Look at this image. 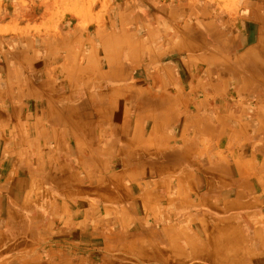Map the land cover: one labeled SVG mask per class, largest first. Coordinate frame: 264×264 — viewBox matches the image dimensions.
Instances as JSON below:
<instances>
[{
    "label": "rangeland",
    "instance_id": "obj_1",
    "mask_svg": "<svg viewBox=\"0 0 264 264\" xmlns=\"http://www.w3.org/2000/svg\"><path fill=\"white\" fill-rule=\"evenodd\" d=\"M239 1L240 0H0V43L7 39H23L24 37H29L37 44V50L41 56L48 55V65L43 60H39L32 66L30 71L24 72L21 83L23 95L21 96L20 104H13L11 100L3 101V104H0V110L5 114V121L1 123L0 131L2 132V130L6 128L5 132H0V137L3 138L0 143V158L4 155V159L0 161V172L1 175H3V178H0V199H3L0 206L2 207L3 204L5 209V211L0 210V228L3 229L6 234L11 231H24L25 235L30 234L33 236L35 233H40L42 230L47 229L54 218L58 217L52 218L50 222L51 219L49 218L52 215L51 212L44 210L45 203H48V207H50L52 203L62 202L63 199L68 200L70 202L67 201L69 205L74 203H72V198L70 197L67 199L59 196L58 188L60 182L58 180L34 173L32 167L29 166L31 164L29 162V164H27V157L24 158L23 162L18 164H15L12 160L10 155H15V158L18 153H21L22 156L27 154L30 155V149H32L34 153V157L32 158H35L38 154L36 148H30L29 144L25 146L23 142H21L25 141L22 140V132H20L22 126L27 130L26 137L31 134L33 136H39L41 134H48V136H50L53 132V128H56L55 125L59 123L58 118H62L63 121L66 119V123H63V125L67 126L68 129L65 128L64 130L59 127L56 131V135L59 136L61 132H64V134L69 135L66 141L73 149L78 150L76 147V140H78V145H83V149L88 151L85 146L88 145L86 136L89 135H86L87 132L82 124L93 123L98 119L97 110L100 100L106 103V107H108L110 103L114 105L118 103L120 106L125 107L127 97L124 95L127 93V90L120 86H128L130 85L129 82L132 84L138 83L133 87L135 90L137 89L136 86L144 85L142 84L143 82H150L146 74L149 67V60L141 51H145L146 45L153 44L157 39L160 40L164 38V40H167L168 37L171 36L176 40V45L184 48L185 54L182 56L177 54L176 60L178 65L175 64L176 75L177 72L179 74L181 73L182 80L183 76H190L187 74V68H189L192 63L189 57L191 53H197L196 59L201 58L199 56L201 54H212V56H214L208 58V60L228 62L227 58L230 57L232 53H235V48L244 41L248 44L252 56H263L264 12L260 9L257 11L252 10V6L250 7L247 4L248 0H242L240 2L241 4L238 3ZM256 3L262 5L258 3V1H256ZM191 5H196L199 10H206L207 15L210 16L208 18L215 19L214 17H217L221 19L222 28L228 27L233 30L237 27L236 22L238 14H240L241 11H247V15L243 20L244 24L239 28L240 40L237 38L228 43L224 38L212 37L207 28H203L204 31L200 26L194 29L188 28L189 23H195V25L201 23V19L191 15L189 16L188 13H185L184 9H189ZM73 8H78V10ZM15 16L23 18L20 24H17ZM63 22L70 23V25L66 26V32H68L70 36L73 32L79 31L77 38L78 40L80 39V43L76 46L75 41L70 39L71 43H68L66 48L62 49L63 51L59 49H49L50 46L53 45L52 41L57 37L56 34L51 32L52 28ZM185 25H187V27ZM162 34H164V36H160ZM45 45H48V48H46ZM105 46L107 47L105 48ZM131 49L139 50L137 62L131 67V62L128 58H123L122 62L125 63L124 66L126 69L117 75L111 72L112 68L110 67V60L108 58H110L112 50H115L119 54L120 50L126 53ZM78 52L80 53L78 57H76ZM65 55H68L67 60L66 57H64ZM106 57L108 60L105 59ZM93 60L100 64V73L97 74L96 71L91 68L89 72L81 74L83 69L87 67L86 63L88 62L87 64L91 63L92 65ZM204 61L205 58L198 60L200 63ZM14 63L19 68L21 61L16 57ZM79 65L83 67L81 68ZM127 65H129V68L131 67V70H129V78L126 72ZM21 66L24 65L21 64ZM17 67L14 68L18 69ZM53 71H56L54 75ZM231 75L233 74L231 73ZM229 76V73L225 74L216 71L205 76L207 90L211 94L208 98L209 102L212 103L214 100L218 99L214 104L215 110H221L217 107V104L219 105V102L224 101V97L223 94L216 92L210 88V86L216 87L220 82H230ZM238 81L239 85L250 94L253 95L256 93L258 97L261 96V98L257 97L253 106L255 109H262L261 115H254L252 124L248 126L246 130L243 131L238 127L227 124H221L222 126L220 127L217 122L218 120L212 121L211 127L209 128L205 125L204 119L199 118H196V120L192 122H188L183 118L178 123L170 122L166 124L165 128L166 132L170 135H174L178 132L186 133L187 136L196 139V143H198L200 149L207 145H212L215 151H218L216 149H221L230 151L234 154L236 153L228 158L232 165L236 167V165L246 162L254 169L252 173L255 174V177L252 178L251 182L256 184V189L254 190L257 197H260V202L257 206V214L260 222L259 225L263 227L256 238L252 232L254 245L247 243L248 248L246 247L244 251H250L252 249L254 252H244L248 253L246 254L247 260L245 263L244 260L240 263L264 264V144H258L262 142L261 138H248L250 135L255 137L256 135L260 136L264 133V79L242 74ZM184 84L188 86L190 84V79ZM199 84H196L195 88L196 86L200 88ZM203 86L204 83L202 84V87ZM89 95L92 96L89 97ZM229 102L231 103L234 101L230 100ZM50 107H55L54 109L58 110L62 116L54 115ZM102 110L104 113L107 112V109H105L103 105ZM136 110L137 108L133 114L129 115V113H127L126 115V118L131 122L135 119ZM183 111L185 112L186 109H183ZM147 112H150L151 121H154V117L156 116L155 110L148 108ZM221 115L225 114L221 113ZM19 121H21V126H18ZM78 124L82 126L78 127ZM15 126H17L16 129L14 128ZM44 129H46V131H44ZM29 132L30 135L28 134ZM13 134L17 136V144L6 142L9 141L7 139L12 138ZM208 149H211V147H208ZM42 150H45L44 146ZM25 151H27L26 154ZM239 151L241 152L239 153ZM181 157V163H177L181 165V170H187V154L182 152ZM117 159L119 163L115 159L114 164L112 161L109 162V164H112V168H115L114 170H121L123 168V163L120 158ZM51 163H56V159L53 158V162ZM96 164L102 166L104 163L97 161ZM195 164L196 163L193 162L192 166L196 167ZM130 166L136 167L139 166V163H134ZM149 166L151 167L150 170L154 172H157V170L158 172H162L160 169L166 168L173 170L171 169L173 168L172 161H165L162 164L154 161L153 163H149ZM80 167H75V170ZM197 172L199 173L198 175L202 177L200 181L201 184L198 183L197 185L199 190H206L207 184H209L208 187L212 190L211 193H213L214 198L216 195L221 194V196L225 198L231 195V197L237 199V194L235 192L236 185L232 187L229 185L225 188L226 181L217 178L214 173ZM153 179L148 180L153 181ZM198 180L199 179H196V182H198ZM246 180L247 178H245V181ZM87 182L88 180H85V183ZM110 182L112 185H107L108 188H114L113 186L115 185L113 181L110 180ZM247 182L249 183L250 181L248 180L245 183ZM18 186L21 188L22 195L17 203L14 204V197H11L9 194L16 192ZM238 188L239 190L242 189L239 186ZM90 195L92 197L90 206L86 205L83 209L87 210L86 212L90 215L93 213H101L103 217L109 214L113 216H122L126 213L125 211H128L130 214L132 212V209H130L131 207H124L123 205L119 206V210L113 209L112 206L109 205V197L106 194L99 192L94 194L90 193ZM201 195L202 194L198 195V197ZM194 196L197 195H193V197ZM86 200L87 199H85L84 203H87ZM31 206H33L34 209H40V212L38 213L34 210L25 209ZM178 207L179 205L168 211L166 208H163L162 205L157 206L165 219L169 218V216L173 217L176 220V226L178 228L182 227L179 230L180 236L177 238L179 239V243L176 244V246L171 245V240L166 238L165 243L161 244V248L165 250L164 254L166 259L170 262L177 263L175 259H178L179 255L174 258L172 254V251L176 250L182 257H186V260L182 264H212V262L204 261L200 256L192 252V246L198 245L199 241H201L202 244H206L208 236L203 235L201 240L193 238L190 235L191 228L190 226H186V222L184 223L185 220L179 222L180 218H184L182 215L186 213L182 212ZM142 208L146 209L145 207ZM73 213H75V211H73ZM33 215L36 216L31 218ZM45 217L46 219H44ZM15 219L19 220L15 221ZM146 219L152 221L153 218L152 216H148ZM246 222L249 226H252V222L249 221V219L247 220L246 218ZM25 228H28V231H25ZM160 228L159 230L162 237L167 235L166 230H174L172 227H167L166 230H164L162 226ZM33 229L36 231L35 233H32ZM246 230L245 228V234L248 233ZM51 233L50 231L48 234ZM32 236L31 240L33 245L30 246H36ZM42 236L43 235L40 234V238ZM23 241L24 239L22 240L24 246L25 244ZM210 249L212 254H218V244H213ZM204 251L206 250L204 249ZM36 252L50 253V248L47 243H43L41 247H37ZM233 260H235V258ZM229 263L232 264L231 259Z\"/></svg>",
    "mask_w": 264,
    "mask_h": 264
},
{
    "label": "bare ground",
    "instance_id": "obj_2",
    "mask_svg": "<svg viewBox=\"0 0 264 264\" xmlns=\"http://www.w3.org/2000/svg\"><path fill=\"white\" fill-rule=\"evenodd\" d=\"M241 1L242 0L238 3ZM256 1L262 5H258ZM247 4L250 7L252 6V10L257 11L260 9L264 12V0H248ZM73 9L78 10V8ZM184 11L188 13L189 16L191 15L201 19L200 24L197 23V25H195V23H189L188 28L194 29L200 26L203 31V28H207L212 37L224 38L228 43H230L231 40L239 38V28L243 26V20L247 15V11H241L240 14H238L236 22L237 27L233 30L228 27L222 28L221 19L217 17H214L215 19L208 18L210 16L207 15V11L199 10L196 5H191L189 9H184ZM16 20L17 24H20L23 18L18 16ZM67 25H70V23L63 22L54 26L51 30V32L57 35L52 41V44L59 50H62L65 44L71 43L70 39L75 41L76 46L80 43V39L78 40L77 38L79 31L73 32L70 36V34L66 32ZM185 26L187 27V25ZM18 40L20 42H18ZM238 40H240V38ZM28 42L35 44L33 39L29 37L10 40L9 44L14 48L17 43L28 44ZM106 47L107 46H105V48ZM235 50L236 52L232 53L230 57L227 58L228 62L208 59H205L203 63L196 62V78H198L199 75L204 77L208 76L215 71L230 74V82H220L216 87L210 86V88L226 97L224 101L219 102V105L217 104V107L221 109V111L214 109V104L218 99L214 100L212 103L203 102L196 106L195 110H200L202 114L201 117L207 116L204 123L209 128L212 121L218 120V123L222 122L227 125H233L244 131L252 124L254 115L259 113V109L253 108L254 101L257 100V97H254L244 90V88L239 85L238 79H240L242 74L264 79V55H260L259 57L252 56L248 44L244 41L238 44ZM105 59L108 60L109 58L107 59L106 57ZM231 73L233 75H231ZM167 94L169 100H175L176 93L173 89ZM208 94L211 95L210 93ZM90 96L92 95H89V97ZM230 100L234 101L235 104L229 106ZM220 112L227 114L233 113L234 117H224ZM126 129L129 128L126 127ZM132 135L136 140L143 138V133L135 132ZM248 138H261L262 142L258 144H264V133L260 136L256 135L255 137L250 135ZM142 141L143 140H141V142L139 141L136 145L129 148V150L135 148V151H128L127 156L124 158L125 161L130 160L128 155L132 153H135V157L138 156L136 154L138 152L149 153L153 158H163L172 156L173 154L174 145L169 141H164L162 138L152 139V143L148 142L146 145H142ZM102 148H105V146ZM240 152L241 151H239V153ZM193 154L195 155L186 165V167H190L192 171H204L206 168L207 172H235L238 168V166L235 167L232 165L230 159H228L230 158L229 156L235 155L236 153L234 154L227 150L218 152L211 147V149L207 148L199 153L197 151L196 153H192V155ZM85 161L91 163L89 160ZM51 162H53V157L48 160V163ZM193 162L196 163V167L192 166ZM56 164L62 166L61 162L56 161L51 168L55 170ZM74 170L75 167L73 168V171ZM127 170L128 169H124L120 173L113 172L111 176H109L108 173H105L104 176H100L96 175L98 169L89 171L85 166H81L76 170V173H73L76 176V180L69 178L74 186L68 185L67 189L69 194H74L73 192L79 188L83 189L74 197L76 201L86 198L87 203L83 201L77 202V204L73 205L69 210H67L69 206L64 204L61 209L62 214L54 218L47 229L42 230L40 233H35L33 229L32 233L35 234L30 236H32L36 246H30L32 240L28 235L25 236L26 244L23 246V244L16 243V239L19 235L6 234L7 240H10V242L5 245V248H0V264H182L186 260V257H182L179 252L177 253L176 250H173L172 254L174 258H176L177 255H179V258L177 257L178 259H175L177 263L170 262L166 259L164 254L165 250L161 248V244L165 243V238L171 240V245L176 246V244L179 243V239L177 238L180 236L179 230L182 227L178 228L176 226V220L173 217L169 216V218L165 219L164 215H162L157 208V206L162 205L163 208L169 211L170 209H174L177 203L187 207L188 211L190 210L186 217L182 216L185 218L186 226H190L191 228L190 235L198 240H201L203 235L208 236L206 244H202L201 241H199L198 245L192 246V252L200 256L202 260L210 261L212 264H230V259L232 260V264H243L240 263L242 260H244L245 263L247 260L246 254L248 253L244 252L252 251H244L246 247L248 248L247 243H250L252 240V233L247 230L246 232L248 233L243 234L237 229H232L236 221L243 222V210L238 209L231 211L233 208L225 205L206 202L205 200L209 198L206 199L207 194L205 193H202L200 197H191L189 193L190 188L186 186V178L182 184V180H176L178 176L174 171L158 175L153 171L148 175L145 172L142 174H131ZM154 177H157L158 180H148ZM86 179H88L87 183H85ZM109 179L114 181L119 191H121L119 195L116 188L115 195H112L113 202L109 203V205L116 210H119L118 208L120 205L131 207V214L124 210L126 213L122 216H113L109 214L103 217L101 213H93L90 215L86 212L87 210H83L86 205L90 206V201H92L90 193L95 191L97 187H101L102 184H109ZM145 180L146 182L140 183ZM142 186L148 191H146V189L141 191ZM135 195L142 196L141 198L143 201L150 203V205L147 206L146 209L132 207V196ZM114 198H119L121 203H117ZM73 211H75V213H73ZM226 213L235 217L232 223L224 222L217 218L219 215ZM148 216H152V221L146 219ZM161 226L164 230H166L167 227H172L174 230H166L167 235L162 237L159 230ZM25 231H28V228H25ZM50 231L52 233L48 234ZM219 233H226L223 240ZM40 234L43 235L41 238ZM43 243H47L50 248L49 256L47 254V256L41 257V255L35 252L37 247H41ZM213 244H218V254H212L210 247ZM204 249L206 251H204ZM234 258L235 260H233Z\"/></svg>",
    "mask_w": 264,
    "mask_h": 264
},
{
    "label": "crops",
    "instance_id": "obj_3",
    "mask_svg": "<svg viewBox=\"0 0 264 264\" xmlns=\"http://www.w3.org/2000/svg\"><path fill=\"white\" fill-rule=\"evenodd\" d=\"M164 36V34L160 35ZM176 37V36H175ZM16 40V39H11ZM10 40H3L2 43H0V104H3V101L11 100L12 103L20 104L21 96L23 95L21 91V83L24 77L25 71H30L32 66L37 63L39 60H43L48 65V55L41 56L38 53L37 50V44L29 43L28 44H22L17 43L14 48L10 46L9 44ZM18 42H20L18 40ZM68 44V43H67ZM64 48H66V45ZM176 45V40L173 39L171 36L168 37L167 40L163 39H157L153 44H147L145 51H141L143 55L147 57L149 60V67L147 71V77L150 79V82H143L140 86H136L137 89H133L135 85L138 83L125 86H120L123 89L127 90V93H125L124 96L127 98V102L125 104V107L120 106L118 103L114 105L113 103H110L108 107H106V103L103 101H99L98 103V110H97V117L98 119L94 121L93 123L88 124H82L87 132L86 141L88 142L87 147L88 151H85L83 149V145H78L79 141L76 140L77 145L76 147L78 150L73 149V147L66 141L69 135L64 134V132H61L59 136L56 135V131L60 127V129H68L67 126L63 125V123H66V119L58 118V124L55 125L56 128H53V132L50 136L48 134H41L39 136H33L30 135V132L28 133L30 136L26 137V129L24 126L20 128V132L22 135L23 144L26 146V144H29L30 148H36L37 155L34 157L33 150L30 149V155H21V153H18L16 155H10L12 160L15 162V164L21 163L24 161V158L27 157V164H31L29 166L32 167L34 173H38L40 175H43L45 177H50V179L58 180L60 182L58 194L59 196H62L64 198L69 199L68 197L72 198V205H69L68 200H62V202H56L52 203L50 207H48V203H45L44 210L51 212V217L49 219L50 222L52 221V218L56 216H60L62 214V208L63 205L66 204L69 206L67 210H69L73 205H76L77 202L85 201L86 198H83L79 201H76V195L83 189H77L74 191V194H69L68 192V185H73L72 181L69 180V178H72L76 180V176L73 173H76V170L73 171L74 167H80L85 166L87 170L93 171L95 169H98L96 171V175H103L105 173H108L109 176L112 175L113 172H122V170H126L131 174H142L147 173L148 175L153 172V170H150L151 167L149 166V163H153L154 161L156 163H164L165 161H172L173 164V170H170V168L166 169H160L162 172H155L156 175L158 174H166L169 172H173L177 174L176 180H182V184L184 183V179L186 181V186L189 189L190 195L193 197V195H200L202 193L207 194L206 202H212V203H218L220 205H225L227 207L233 208L231 211L241 209L244 212L243 216V222L242 221H236L234 227L232 229H237L243 234L245 233V228L251 233H254L255 238L258 236L260 231H262V225H259L258 220V212H257V206L260 202V197H257L255 190L256 184L254 182H251L252 178L255 177V174L252 167L248 165V163L244 162L242 164L236 165L238 166L237 170L235 172L230 171H210L207 172L206 168L204 169V173H214V175L222 180L226 181L225 188H227L229 185L237 186L236 187V194L237 199H234L229 195L228 197L221 196V194L216 195L214 198V195L212 190L208 187L209 184H207L206 190H199L198 183L201 184L202 177L198 175L199 173L197 171H192L190 168H186L187 170H181V165L178 163H181L182 160V152H185L187 154L186 161H190L195 154L192 155V153H198L208 147H212V145H207L206 147L200 149L198 146V143H196V139L189 137L184 132H178L174 135H170L168 132H166V124L170 122H180L183 118L186 119L188 122L195 121L196 118L199 119H206V116L201 117L200 110H195L196 106L199 103H210L208 98L209 92L207 90V82L205 80L204 76L199 75L198 78H196L195 70L197 69L196 62L198 60H201L202 58L208 59L213 57L212 54L205 55L201 54L199 55L201 58L196 59L197 53H191L189 55L190 59L192 60V63L190 67L188 68L187 74L190 76H182L181 73L179 74L175 71V67L177 64V56L185 54L184 48L181 46ZM46 48H48V45H45ZM49 49L57 50V48L52 45ZM134 49V48H133ZM128 50L126 53H123V51H119V54L115 52V50H112L110 54V67L111 72H114L116 75L120 72H123L126 67L124 66L125 63H123V58H128V60L131 62V67L134 65L135 62L138 60V54L139 50ZM63 51V50H61ZM80 53V52H78ZM78 53L76 57H78ZM178 54V55H177ZM63 56V55H62ZM18 57L21 61V64L24 66H19V68L14 63L15 58ZM66 60L68 58V55H65ZM117 59V60H115ZM88 63V62H87ZM176 64V65H175ZM87 67L83 69L82 73L89 72L92 68L94 71H96L97 74L100 73L101 68L100 64H98L96 61H92L91 63L86 64ZM81 68L82 65H79ZM14 67H17L18 69H15ZM131 67L129 68V65H127V77L129 78V74L131 70ZM56 71H53V75ZM17 76V77H16ZM190 79V84L188 86H185V82ZM8 83V84H7ZM200 83V84H199ZM204 83V86L202 87V84ZM152 84V86H151ZM199 84L200 88H195V85ZM147 85V86H145ZM173 89L176 93L175 100L171 101L167 98V93H170V90ZM18 92V94H17ZM253 96L258 97L256 93L253 94ZM224 99L226 98L223 95ZM258 98H261L259 96ZM95 101V99H94ZM128 103V106H127ZM230 103V102H229ZM235 104L234 102L230 103V106ZM102 105L105 106V109H107V112L104 113L102 110ZM133 107V109H132ZM55 108V107H54ZM53 107H50L52 109V113L54 115H60L62 116L58 110H55ZM135 119H133V122L128 120L126 118L127 113L133 114L135 109ZM151 108L155 110L156 116L154 117V121H151V114L150 112H147V109ZM183 109H186L184 112ZM141 111V112H139ZM221 111V110H220ZM262 109H259V113L261 115ZM264 112V111H263ZM223 113V112H220ZM32 114V113H31ZM227 116L234 117V114H227L224 113ZM4 112L0 110V127L1 123H3L4 120ZM225 115H222L224 117H227ZM257 116V115H255ZM223 120V119H222ZM33 121V117H32ZM81 123V119H80ZM220 127L222 125H225V123L220 122ZM222 124V125H221ZM81 124H78L79 126H82ZM18 126H21V121L18 122ZM129 128V129H126ZM211 127V125H210ZM15 129L17 126L14 127ZM83 128V129H84ZM220 129V128H219ZM6 128L2 130V132H5ZM14 131V130H13ZM46 131V129H44ZM1 132V131H0ZM1 132V133H2ZM135 132L143 133V138L140 140L134 139ZM32 133V132H31ZM95 133V134H94ZM133 136V137H131ZM54 137V138H53ZM155 138H162L164 141H169L174 145L173 148V154L172 156L167 157H157L153 158L149 153L146 152H138L136 153L138 156H134L135 153H132L128 155L130 157V160L125 161L124 158L127 156L128 151H135V148H131V146L136 145L139 141H142V145L148 144V142L152 143V139ZM0 137V143H1ZM56 139V140H55ZM13 144H17V136L13 134L11 139H7ZM5 141V140H3ZM103 142V143H102ZM18 146V145H16ZM45 147V150H42V147ZM105 146V148H102ZM5 147V145H4ZM50 149V150H48ZM92 149V150H91ZM103 149V151H102ZM218 151H221V149H216ZM189 151V152H188ZM27 151H25V154ZM4 154V152H3ZM105 154V155H103ZM55 158L57 162H61V165L56 166V169L51 168L53 164H49L48 160L51 158ZM91 161H85L84 160ZM117 158H120L121 162L123 163V168L121 170H114L115 168H112V164H109V162L112 161L114 164V161L119 163V160ZM4 159V155L1 156L0 161ZM97 161L104 163L102 166L97 165ZM29 162V163H28ZM178 162V163H177ZM134 163H139V166L132 167L130 165ZM36 165V166H33ZM128 165V166H127ZM136 165V164H135ZM126 166V167H125ZM190 169V170H189ZM1 171V170H0ZM200 176V178H199ZM0 178H3V175H1L0 172ZM245 178H247L246 181H250L249 183H245ZM196 179H199L198 182H196ZM88 180V179H86ZM153 180H158V178H154ZM110 181V179H109ZM112 181V180H111ZM146 181H141L140 183H143ZM114 188H108L109 185H112L111 182L109 184H105L101 187H97L94 193H103L106 194L109 199L108 202L112 203V195H115L116 192V184L113 181ZM108 185V186H107ZM72 186V187H73ZM239 187L242 189L239 190ZM142 190H145L146 188L144 186L141 187ZM16 192H12L9 194L11 197H14V204L17 203L20 196L22 195L21 188L18 186ZM119 195L121 194L119 189L117 188ZM35 191V190H34ZM146 191H148L146 189ZM1 194V191H0ZM75 196V197H74ZM117 196V194H116ZM140 195L132 196V207H138L143 209L142 207L147 208V206L150 205V203H146L143 201ZM220 197V198H219ZM16 198V199H15ZM225 199V200H224ZM114 200L117 203H121L119 198H114ZM3 199H0V205L2 203ZM69 203H68V202ZM130 203V204H131ZM179 205L178 209H181L182 212L186 213L182 216H187L190 210H187V207L184 205L177 203L175 204V207ZM32 208V209H30ZM30 208H25L26 210H31L35 212H40V209H34L33 206ZM49 208V209H48ZM0 210L5 211L4 205L2 204V207L0 206ZM190 215V214H189ZM36 215L31 216V218L35 217ZM218 218L220 220H223L224 222L232 223V220L234 221V216H232L229 213L219 215ZM249 219V221L252 222V226H249L246 222ZM36 219V218H35ZM46 219V217L44 218ZM185 218H180L179 222H182ZM19 219H15L17 221ZM258 220V221H257ZM34 222V221H32ZM185 223V221H184ZM252 227V228H251ZM246 230V231H247ZM36 232V231H35ZM17 234L19 235L16 239V243L22 244V240L24 239L23 243L26 244L25 240V232L24 231H11L8 234ZM233 233V232H232ZM251 234V238L252 235ZM226 234V233H225ZM224 233H219V235L223 238H225ZM30 236V234L28 235ZM31 238V236H30ZM10 240H7L6 233L3 229L0 228V248H5V245L9 243ZM251 245H254L253 239L250 241ZM32 241H31V244ZM252 250V249H251ZM36 252V250H35ZM254 252V250L251 251V253ZM37 254L41 255V257L48 256L50 253H41L36 252Z\"/></svg>",
    "mask_w": 264,
    "mask_h": 264
}]
</instances>
